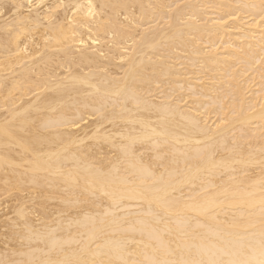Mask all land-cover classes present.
I'll use <instances>...</instances> for the list:
<instances>
[{"label": "bare ground", "instance_id": "bare-ground-1", "mask_svg": "<svg viewBox=\"0 0 264 264\" xmlns=\"http://www.w3.org/2000/svg\"><path fill=\"white\" fill-rule=\"evenodd\" d=\"M0 264H264V0H0Z\"/></svg>", "mask_w": 264, "mask_h": 264}]
</instances>
